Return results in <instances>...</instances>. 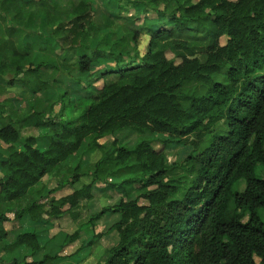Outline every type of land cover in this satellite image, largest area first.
Returning a JSON list of instances; mask_svg holds the SVG:
<instances>
[{
    "label": "trees",
    "instance_id": "1",
    "mask_svg": "<svg viewBox=\"0 0 264 264\" xmlns=\"http://www.w3.org/2000/svg\"><path fill=\"white\" fill-rule=\"evenodd\" d=\"M102 1L116 16L143 7L140 0ZM67 3L70 12L61 15ZM149 3V17L140 24L132 19L138 27L125 31L135 44L146 35L147 51L127 63L118 57L123 36L110 41L112 21L103 15V28L93 21L97 0H0L6 38L0 39V82L20 84L35 97L48 89L40 70L49 68L79 94L73 101L72 92L62 91L57 113L53 104L48 113L38 110L34 101L18 119L0 102V143L7 149L0 161V243L20 230L24 216L49 223L56 230L50 239L64 236L54 256L37 260L38 235L18 234L0 257L22 249L31 254L11 264L78 257L86 248L80 228L70 234L60 221L78 220L79 204L92 199L96 184L119 197L86 224L92 228L106 214L118 218L108 229L118 242L104 264H264V0ZM65 18L67 49L55 39ZM35 30L50 31L52 40L35 44L28 36ZM123 131L163 137L141 138L132 147L98 143ZM177 147L192 152L169 166L166 152ZM82 151L100 154L93 169L83 173L78 161L50 189ZM134 168L137 176L124 177ZM84 177L88 182L76 188ZM30 191L35 199L13 211Z\"/></svg>",
    "mask_w": 264,
    "mask_h": 264
},
{
    "label": "rangeland",
    "instance_id": "2",
    "mask_svg": "<svg viewBox=\"0 0 264 264\" xmlns=\"http://www.w3.org/2000/svg\"><path fill=\"white\" fill-rule=\"evenodd\" d=\"M69 2L70 0H66ZM197 1V0H194ZM143 7H139V9L136 10V12H130L129 10L123 8L120 12L119 16L116 12L109 11V7L105 5V3L102 0H97L96 4V11L92 14V18L94 23L104 27L103 24V15H106V18L108 21H112V30L113 34L110 37V41L115 42L117 39H119L120 36H123V40L118 44L117 48L119 51V58L123 62H130L133 59H139L142 56L145 55L147 51V44H148V37L146 35L141 34L140 37L137 39L136 44L133 42V39L131 37L130 32H125L127 29L132 30L135 26L133 22H131L132 19H137L138 24L141 23L142 20L147 19L150 14L145 13V10L152 9L151 4L149 3V0H140ZM70 12V5L67 3V5L63 6L61 9V15H67V13ZM70 22L68 19H64V32H61L55 36V39L59 40V43L61 44L63 49H67L68 45L70 44V40L68 37L67 30L69 29ZM152 29H155V27H152ZM106 33V30H104ZM39 32V31H38ZM38 32L35 30L34 32H31L28 36L34 40L35 44L40 43L41 41H51L52 37L50 31H45V33L40 36ZM20 36H27L26 33L23 31L20 32ZM165 57L167 60L171 61L174 58V51L173 50H167L165 52ZM60 62V61H59ZM44 73L48 72V68H44ZM50 75V74H49ZM75 75V74H74ZM11 77H8L10 79ZM52 85L51 88L48 87L47 91L42 92L38 94L37 96H29V92H22L21 88H12L10 91L13 92H5V95H10L12 98L10 103V108L7 106L5 107V111L7 115L12 116L15 119H18L26 114L27 110H29L28 105L34 103V101H37L36 108L38 110H43L44 113H48V109L50 105H54L55 101L60 97L62 91H69L71 93V100L76 101L79 97V94L73 89V85L70 82H65L64 79L59 75V73L52 74ZM68 88L70 90H68ZM21 96V97H20ZM37 98V99H36ZM8 100V99H7ZM6 103V102H5ZM59 104L54 105L53 111L57 113L59 111ZM43 131H41L42 133ZM161 135H150L145 134L143 136L138 135L132 131H123L120 133H116L110 137H106L105 139L99 141L98 143L100 145H103L105 147H109L112 141L117 140L121 144L132 147L136 144V142L141 138H153V139H159L162 138ZM42 141H39V144H41ZM192 152V149L190 147H177L172 148L166 152L165 160L167 165L172 164H181ZM6 153V148H2L0 144V159L2 156ZM100 158V154L98 152L93 153H86L84 151L78 153L76 155V158H74L72 161L73 163L67 162L64 166V170L59 173L58 177H53L52 180L48 183V187L52 189L55 186V181L60 182L62 179H64L65 175V169L75 165V163H80V167L83 173H88L91 169H93V166L95 162ZM125 173V174H124ZM125 175L124 177H134L138 175V170L136 168L129 169L125 172H123ZM43 182H47V179H43ZM88 182L87 178H82L81 182L76 185V188L81 187L82 185L86 184ZM243 184H240L238 186V190L243 189ZM101 185L98 187H95L94 192L95 196L90 201H81L78 207L79 218L75 223H71V220L69 217L64 218L63 225L66 228V232H69L70 234L76 230L77 226L80 228V239L83 241V243L86 245L85 248V254L88 253L86 256H84L83 260L76 263V259L73 261H65V264H104L105 260L108 257V251L114 247L118 242V236L115 231L108 232V229L117 221V217L106 214L101 220L96 222L92 228H87L86 224L89 221V218L97 213H99L102 209L107 207H113L116 205L119 201V197L114 194L113 192H110L106 188H103ZM69 190L63 191L60 195L68 193ZM262 217H264V212H261ZM70 224V225H69ZM34 231V230H31ZM56 230L50 229V234H55ZM101 235L100 238L95 239L94 236ZM42 242V239L40 238V243ZM91 243V246L89 243ZM76 246L78 243L75 244ZM75 248V247H74ZM74 248L68 249V252H71ZM24 257H18V260L22 261ZM38 260V259H37ZM256 263L258 264V260L255 259ZM48 264H57L55 261Z\"/></svg>",
    "mask_w": 264,
    "mask_h": 264
},
{
    "label": "crops",
    "instance_id": "3",
    "mask_svg": "<svg viewBox=\"0 0 264 264\" xmlns=\"http://www.w3.org/2000/svg\"><path fill=\"white\" fill-rule=\"evenodd\" d=\"M42 19L41 17H37L34 21V23L38 26L39 24L41 25ZM4 27H2L3 29ZM48 31V30H47ZM17 37V36H16ZM0 39H5V36H0ZM13 41L15 40V37L12 39ZM44 68H42L40 70V74L42 77V81H45L48 84V87L51 88L52 85V70L48 68V72L44 73L43 72ZM50 74V75H49ZM4 87V88H2ZM21 88L22 92H29L26 88H24L22 85L20 84H14V86H6L5 84H3V82H0V89H4L3 92H0V102H7L6 106L8 108H10V103L12 98H10V95H5V92H9L12 88ZM13 93H16L14 91H10ZM29 96H31L30 92H29ZM21 97V96H20ZM8 99V100H7ZM28 113V110L27 112ZM1 144V143H0ZM1 147L4 149L6 148V146L1 144ZM7 150V149H6ZM3 159L1 158L0 161H2ZM48 178H44V180ZM50 179V178H49ZM101 184H96L93 186L92 189V198L95 196V192H94V188L98 187ZM103 188H105L104 185H101ZM102 188V189H103ZM35 199V196L33 195V191H30L29 194L27 195L26 199L24 201H22L20 203V205H16V207H14L13 211L19 210L24 203L28 200V199ZM78 213H80L79 210H77ZM64 218L60 221V226L62 228H65V226L62 224L63 223ZM52 228V226L47 223V222H33L30 220V218L28 216H24L22 218V220L20 221V230H18L16 233L13 234H9L8 238L6 240H4L3 242L0 243V248L4 245H8L12 242V240L18 235V234H24V233H36L38 235V244L41 248L40 254L38 256L35 257V259H40V257L43 255V253L49 254L50 256H54L57 251L59 246L62 244L64 236L63 234H60L59 236H57L55 239H50L49 238V234L48 232H50V229ZM34 230V231H31ZM40 238L42 239V242L40 243ZM84 250L78 257H75L73 259L70 260H65V261H73L74 259H76V263L80 262L83 260L84 256H86L88 253L85 254ZM30 251L28 249H22L17 251L16 253L12 254V255H5L0 257V264H11V260L17 259L18 257H26V256H30ZM65 261H55L57 264H65ZM52 263V262H50Z\"/></svg>",
    "mask_w": 264,
    "mask_h": 264
}]
</instances>
